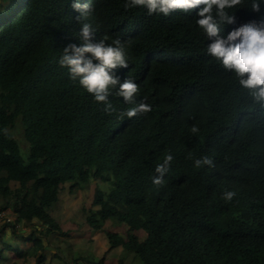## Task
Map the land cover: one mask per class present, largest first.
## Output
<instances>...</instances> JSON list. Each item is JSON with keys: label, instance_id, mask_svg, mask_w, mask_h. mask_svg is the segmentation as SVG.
<instances>
[{"label": "trees", "instance_id": "1", "mask_svg": "<svg viewBox=\"0 0 264 264\" xmlns=\"http://www.w3.org/2000/svg\"><path fill=\"white\" fill-rule=\"evenodd\" d=\"M84 1L0 0V210L14 216L0 222V264H47L49 256L125 264L113 256L118 247L136 264H264V107L207 54L198 9L148 15L127 0ZM235 14L224 35L258 20L264 5ZM84 23L94 42L120 40L128 67L114 71L138 84L132 103L117 86L106 111L60 65L65 46L83 43ZM141 102L151 111L121 115ZM18 119L27 149L11 133ZM167 154L173 160L155 184ZM203 156L214 166L195 168ZM67 184L70 194L94 186V208L78 229L54 215ZM225 191L236 195L225 201ZM89 229L110 243L100 257L50 246L78 248Z\"/></svg>", "mask_w": 264, "mask_h": 264}, {"label": "clouds", "instance_id": "2", "mask_svg": "<svg viewBox=\"0 0 264 264\" xmlns=\"http://www.w3.org/2000/svg\"><path fill=\"white\" fill-rule=\"evenodd\" d=\"M264 0H127L126 8L144 7L148 15H170L174 11L189 13L196 11L195 23L211 40L207 45V54L218 61L222 67L233 73L239 86L249 91L253 101L264 107V15L258 20L252 19L234 27L224 35L227 25L237 23L236 11L247 6L251 12L261 13ZM77 10H81L77 6ZM87 6L82 14H86ZM83 43L68 44L64 47L59 63L67 67L73 79H79L80 85L93 95L97 102L105 104L106 111L114 110L109 95L112 89L118 90L116 95L126 102L132 103L139 92V86L132 80L123 82L115 74L118 67H128L125 52L120 47V40L113 44L106 43V37L98 42L92 40L93 31L88 23L80 29ZM151 106L141 102L136 107L121 113L122 116L134 117L137 113H147ZM192 134L199 133L193 125ZM173 156L167 154L162 163L156 167L159 177L153 183L161 184L163 175L168 171ZM214 166L213 159L203 156L194 160V167ZM235 191H225L222 198L231 201Z\"/></svg>", "mask_w": 264, "mask_h": 264}, {"label": "rangeland", "instance_id": "3", "mask_svg": "<svg viewBox=\"0 0 264 264\" xmlns=\"http://www.w3.org/2000/svg\"><path fill=\"white\" fill-rule=\"evenodd\" d=\"M87 1V0H85ZM85 1L83 3H85ZM11 133L15 135V137L21 142L22 146L24 149L28 148V142L25 137V126L23 125L21 119L17 120V126H15L12 130ZM96 181V180H94ZM96 183V182H94ZM99 184L103 188L107 187V184L104 182L99 181ZM69 184H67V189L65 190V193L63 197L61 198L60 203L56 206L54 209V215H56L64 225L70 228H79L82 226V224L85 222L84 218V213L85 211L94 208L93 207V198H94V186L89 190L90 188L86 190H81L78 192H75L74 194H70L69 191ZM8 219V220H13L14 216L12 212L10 213L9 209L7 210H0V222ZM23 226V224H20V228ZM19 227V226H18ZM111 228V225H105V230ZM114 230H117L121 233L124 234L125 229L124 228H114ZM94 231V230H93ZM91 229H89V232H93ZM91 235V237L88 238H82V243L79 246H76L78 248L74 247V243L71 242H64V244L59 243L58 241L54 240L53 243L50 244L51 248L55 251L56 248L60 247L62 249V252L64 255L66 254L67 256H71L73 252L79 253L81 256H89V255H94L97 257H100L102 252L106 249L107 246H109V241L106 238V235L102 234L100 231H94ZM79 232L77 233L79 237ZM43 239L48 242V237L46 235H42ZM92 240V241H91ZM37 245L39 246L41 244V240L37 239L36 240ZM62 244V245H61ZM34 253L37 255L40 253H36L34 250ZM75 254V253H74ZM114 257H116V261L119 259H123V262L125 264H136L137 261H134V254L129 253L126 250L124 251L121 247H118L116 249V253L113 254ZM78 264H84L83 260H79L77 262ZM6 264H19L17 260L15 259H10ZM30 264H33L31 262ZM47 264H66L62 261H60L58 258H53L49 256L47 258Z\"/></svg>", "mask_w": 264, "mask_h": 264}]
</instances>
